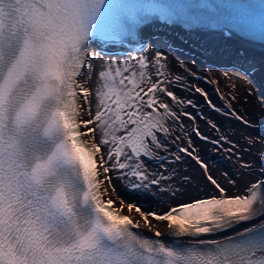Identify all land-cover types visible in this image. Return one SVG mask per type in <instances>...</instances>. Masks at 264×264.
I'll list each match as a JSON object with an SVG mask.
<instances>
[{"label":"snow or ice","instance_id":"6c2138e0","mask_svg":"<svg viewBox=\"0 0 264 264\" xmlns=\"http://www.w3.org/2000/svg\"><path fill=\"white\" fill-rule=\"evenodd\" d=\"M208 11L226 35L264 39V0H0V264H264V137L231 139L196 94L211 112L264 125L219 87L226 102L213 103L198 81H217L173 62L163 41L105 51L137 41L147 20ZM206 71L230 79L223 66ZM193 136L231 169L214 173ZM186 159L202 185L179 175Z\"/></svg>","mask_w":264,"mask_h":264},{"label":"bare ground","instance_id":"6f19581e","mask_svg":"<svg viewBox=\"0 0 264 264\" xmlns=\"http://www.w3.org/2000/svg\"><path fill=\"white\" fill-rule=\"evenodd\" d=\"M161 41H158L155 38L150 37L149 35L143 34L141 35V39H140V45H148L149 46V51H151L152 49L156 48V47H162ZM164 44L168 45L167 48H164L163 50L165 51V53L168 54L169 58L173 61L176 62L177 60L183 62L184 64L188 65L190 68H192L194 71L198 72L202 77L204 76H208L211 80L213 81H217L214 83H210L207 82L205 80H200L198 81L199 86H201L202 88H204L209 97L211 98V100L213 101V103H215L217 106L222 105L223 103H225L226 101H222L219 98V95L216 91L217 87H219L220 91L228 94L231 93L232 95L236 96V100L231 101L232 103V107L234 109H236L240 114L246 116L251 122H256L258 116H257V109L255 108L256 103H250V95H249V90L250 92L251 89H245L244 91H240L237 87H235L234 89L231 87V85H233L230 81H226V79L221 75L220 72L218 71H212L211 73H209L208 71H206L207 67L210 64L207 61H204L202 59H198L195 57H191V55H188L186 53H183L177 49H174L172 47L169 46V44L167 42H164ZM94 47H96L95 45H93ZM132 49H122L121 51L118 52L119 55L123 56L125 55L128 51H131ZM138 51V49H137ZM181 95H183V93H181ZM257 98V96H256ZM196 99L199 101L201 108L203 109L204 113H207L211 118L215 119L219 125L222 126V128H232L235 130V134H236V138L235 135H231L230 138L233 140H237V141H241V143H243V141L241 140V132H244L246 134H250L253 136H259V133L255 130L252 129V127H247L242 125L240 122L231 119L230 117H225L219 114H216L214 112H211L209 110V108H207L204 103H203V98L200 97L198 94H196ZM264 99L261 97L259 99V101H263ZM184 123L186 125H190L192 122L190 120H188L187 118L184 119ZM196 123L198 124V127L200 129V131L204 134L207 135L209 137L215 138L217 136V133L210 129L204 120L199 119V117H197V121ZM242 128V130H241ZM249 128V129H248ZM239 136V138L237 139V137ZM193 140H195L196 144L199 146L200 151H201V155L212 157L214 158L218 163H222L224 169H231V164L229 163V161L226 159L227 154L223 153V152H212L209 151V149L212 148L211 144L206 143H200V141L193 136ZM224 147H228L227 144L224 145ZM255 149V148H254ZM190 162H193L191 160H188ZM195 164V162H193ZM179 167V166H178ZM216 168H219V165L215 166L212 164V171L216 174H219L220 171H217ZM124 212L128 213L127 209L124 210ZM131 216L134 218V220L140 219L138 214L135 213V211H133L131 213ZM152 223L157 227V228H161L164 229V222H158L155 220H151ZM141 228H145L143 221L141 220ZM147 229V228H145ZM148 230V229H147Z\"/></svg>","mask_w":264,"mask_h":264},{"label":"rangeland","instance_id":"374dc122","mask_svg":"<svg viewBox=\"0 0 264 264\" xmlns=\"http://www.w3.org/2000/svg\"><path fill=\"white\" fill-rule=\"evenodd\" d=\"M228 69H229V71H228V77L230 79H226V81H230L240 91H244L247 88L248 89H251V85H250V82L248 80H245L244 77L237 76L234 73V71L232 70V67H229ZM249 98H250L249 99L250 100V103L252 104L253 103V96H252V94H250V97ZM241 130H242V128H241ZM235 138H236V134H235ZM238 138H239V136L237 137V139ZM199 141H200V143H205V141H201V140H199ZM256 148H259V144L256 146ZM254 150H256V149H254ZM245 158L246 159H250L251 157L246 156ZM209 159L211 160V162H212L213 165H215V166L219 165V168H216L217 171H221V170L224 169V167L222 166V164L221 163H218L214 158L209 157ZM185 169H187V171H185ZM178 171H179V175L180 176L190 175V176L194 177L195 178L194 181H193L194 184H199V185H202L203 184L201 172H200L199 168L193 162H190V161H188L186 159L183 164L179 165ZM149 218H151V217H149Z\"/></svg>","mask_w":264,"mask_h":264}]
</instances>
